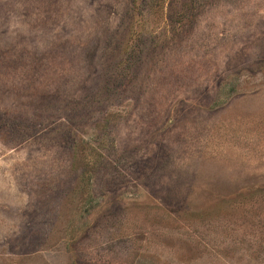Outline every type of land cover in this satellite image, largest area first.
Segmentation results:
<instances>
[{"label":"rangeland","instance_id":"374dc122","mask_svg":"<svg viewBox=\"0 0 264 264\" xmlns=\"http://www.w3.org/2000/svg\"><path fill=\"white\" fill-rule=\"evenodd\" d=\"M0 264H264V0H0Z\"/></svg>","mask_w":264,"mask_h":264}]
</instances>
